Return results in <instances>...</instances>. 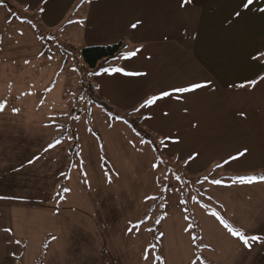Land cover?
<instances>
[{
	"label": "rangeland",
	"instance_id": "obj_1",
	"mask_svg": "<svg viewBox=\"0 0 264 264\" xmlns=\"http://www.w3.org/2000/svg\"><path fill=\"white\" fill-rule=\"evenodd\" d=\"M119 1L0 0V264H207L201 242L244 263L233 233L264 231V73L142 107L173 83L114 70L142 45Z\"/></svg>",
	"mask_w": 264,
	"mask_h": 264
},
{
	"label": "crops",
	"instance_id": "obj_2",
	"mask_svg": "<svg viewBox=\"0 0 264 264\" xmlns=\"http://www.w3.org/2000/svg\"><path fill=\"white\" fill-rule=\"evenodd\" d=\"M131 1L136 3L130 14L127 7H131L128 5ZM119 2L124 11L121 19L125 29H129L125 36L129 35L132 42L138 41L142 45L137 51H131L136 52L135 56H126V71H121L118 67L114 70L121 76H131L135 82L144 83H164L166 81L160 80L167 75V82L173 84L159 89L157 97L162 98L168 107H171L172 102L178 103V98L185 99L192 95L193 90L200 88L205 94L214 89L229 91L251 84L257 79V75L264 73V58H261L264 55V0H252L251 4H248V0ZM98 8L105 10L104 6ZM138 21L137 27L132 28L131 25ZM144 35L148 37L143 38ZM188 64L194 68L193 72ZM175 79L180 82L175 83ZM194 84L202 87L191 91H177L180 88H191ZM165 92L170 96H163L162 93ZM169 99L172 100L166 102ZM156 113L157 110L154 111ZM149 115L146 113L147 117ZM165 138L168 139L167 136ZM261 177L256 179L260 180ZM262 229L264 230V226ZM248 231L239 232L244 238L239 237L237 247L242 248L235 253L243 255L244 263L264 264V245L261 248L258 246V240L263 239L264 231L256 228H248ZM200 248L206 252L205 263L216 264L219 261L220 258L215 256V251L210 250L209 244L201 242ZM234 260L235 257L231 264H239ZM191 262L188 261V264Z\"/></svg>",
	"mask_w": 264,
	"mask_h": 264
},
{
	"label": "trees",
	"instance_id": "obj_3",
	"mask_svg": "<svg viewBox=\"0 0 264 264\" xmlns=\"http://www.w3.org/2000/svg\"><path fill=\"white\" fill-rule=\"evenodd\" d=\"M124 45V41L116 42L115 44H105V45H93V46H85L82 48V57L83 60L87 63V65L94 69L99 65V63L107 58L115 57L120 51H122V47ZM93 92V91H92ZM99 97V96H98ZM101 104L106 108L108 103H106L101 97ZM137 128V126H135ZM138 129V128H137ZM255 176V175H254ZM262 174H258L256 177H260Z\"/></svg>",
	"mask_w": 264,
	"mask_h": 264
},
{
	"label": "snow or ice",
	"instance_id": "obj_4",
	"mask_svg": "<svg viewBox=\"0 0 264 264\" xmlns=\"http://www.w3.org/2000/svg\"><path fill=\"white\" fill-rule=\"evenodd\" d=\"M251 2H252V0H248V4H251ZM244 6L247 7V4H245ZM138 23H139V21L137 23L132 24L131 27L132 28H136ZM128 55L129 56H135L136 55V52H131ZM251 83L254 84L255 81H252ZM199 87H202V85H200V84H194V85L191 86V88H180V89H177V91H180V92L191 91V90H193L195 88H199ZM162 95L163 96H167V95H169V93L165 92V93H162ZM159 98L160 97H155V96L154 97H151L150 99H148V100L145 101V104L142 105V107L153 104ZM2 107L3 106L0 105V109H2ZM14 111H15V109H14ZM50 147H51V145H50ZM246 151L247 150H245V152ZM239 155H244V153H240ZM29 163H31V161H29ZM261 179H264V177H261ZM215 182L216 183H219V181H215ZM249 182H251V180H249ZM233 234L241 237L242 239L244 238L242 233L234 232ZM253 239H255V237H253ZM245 243H247V240H245Z\"/></svg>",
	"mask_w": 264,
	"mask_h": 264
}]
</instances>
